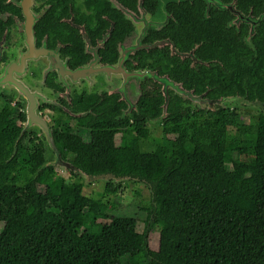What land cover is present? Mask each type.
I'll list each match as a JSON object with an SVG mask.
<instances>
[{
    "label": "trees",
    "instance_id": "trees-1",
    "mask_svg": "<svg viewBox=\"0 0 264 264\" xmlns=\"http://www.w3.org/2000/svg\"><path fill=\"white\" fill-rule=\"evenodd\" d=\"M217 12L214 23H200L196 54L219 60L201 67L211 66L227 93L208 97L241 94L259 109L253 123L225 108L179 114L178 97L161 137L146 124L100 119L89 140L56 130L63 159L86 175L67 170L66 178L45 138L24 130L22 110L0 106V264H264V23L248 42L246 26ZM141 139L155 148L143 150ZM100 177L111 179L107 194L118 192L114 179L147 185L144 232L136 219L112 216L115 203L84 194L85 179ZM152 230L160 233L157 252Z\"/></svg>",
    "mask_w": 264,
    "mask_h": 264
},
{
    "label": "flooded vegetation",
    "instance_id": "flooded-vegetation-1",
    "mask_svg": "<svg viewBox=\"0 0 264 264\" xmlns=\"http://www.w3.org/2000/svg\"><path fill=\"white\" fill-rule=\"evenodd\" d=\"M215 1L0 0V106L11 102L21 109L24 130L36 131L46 144L40 130L25 125L27 107L44 119L53 139L56 130L90 136L96 119L128 128L146 124L151 133L158 126L161 137L166 120L176 117L169 105L178 97L179 114L188 106L247 107L237 101L203 109L177 91L181 86L206 101L246 100L241 94L208 97L227 91L216 85L211 66L201 67L219 60L196 54L203 43L200 23H214L217 10L225 11L226 24L246 26L251 42L264 23V0ZM258 19L252 30L247 21ZM191 72L201 80H192ZM49 156L57 162L55 153Z\"/></svg>",
    "mask_w": 264,
    "mask_h": 264
},
{
    "label": "rangeland",
    "instance_id": "rangeland-1",
    "mask_svg": "<svg viewBox=\"0 0 264 264\" xmlns=\"http://www.w3.org/2000/svg\"><path fill=\"white\" fill-rule=\"evenodd\" d=\"M239 107V106H238ZM239 113L242 115V119L245 122L253 123L258 118L259 109L254 106H247L238 108ZM152 137H158L161 134L158 126L151 127ZM85 140H89V136H84ZM129 147L133 146V141L127 142ZM140 145L145 151H152L155 148V144L151 140H140ZM86 167H89L86 164ZM59 174L70 177V173L67 170L59 169ZM111 181L109 178H94L85 179L84 194L94 198H103L110 203H115L117 209L111 212L112 216L136 219L138 221V231L144 232L147 228L146 221L148 218L147 208L150 206L151 191L146 184L137 182L131 179H114L112 182L118 188L117 194L106 193V183ZM149 245L152 251H158L160 246V233L158 230H152L149 235ZM113 264H119L114 261Z\"/></svg>",
    "mask_w": 264,
    "mask_h": 264
},
{
    "label": "water",
    "instance_id": "water-1",
    "mask_svg": "<svg viewBox=\"0 0 264 264\" xmlns=\"http://www.w3.org/2000/svg\"><path fill=\"white\" fill-rule=\"evenodd\" d=\"M211 1V0H209ZM215 1V0H214ZM219 6H222V4L218 1H215ZM262 19V18H261ZM261 19L258 20H251V21H247V22H251L253 29H255V27L260 23ZM178 92L182 93L183 97L185 98H189L191 100H193V102L198 105L201 108H212L215 109L216 106L221 105V106H227V103H231V102H241V104H245L248 106H251V104H249V102L247 100H245L244 98H239V97H230V98H223L220 99L218 101H206L203 100L200 97H196L195 95H191L190 93L185 92L184 90L181 89V86H179V88L177 89ZM27 111V121L25 123V125L29 128H37L38 130H40L42 132V134H44V136L47 139V145H48V150L49 153H55L56 159H57V164L58 166L63 169V170H70V171H76V173L78 175H80L81 177H86V175L81 172L80 170H75V168L73 167V165L64 160L63 157L61 156L59 149L56 146V143L54 141V139L51 137L49 130L47 128L46 123L44 122L43 118H40L37 115L36 111H33L32 109H30L29 107H27L26 109Z\"/></svg>",
    "mask_w": 264,
    "mask_h": 264
}]
</instances>
